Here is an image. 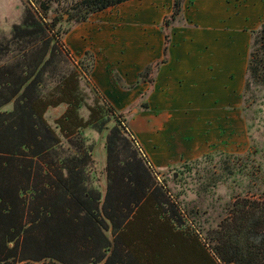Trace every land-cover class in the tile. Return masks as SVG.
Here are the masks:
<instances>
[{"label": "trees", "instance_id": "obj_1", "mask_svg": "<svg viewBox=\"0 0 264 264\" xmlns=\"http://www.w3.org/2000/svg\"><path fill=\"white\" fill-rule=\"evenodd\" d=\"M125 1L25 0L21 21L0 38V264H264V202L236 203L232 217L208 232L210 241L203 238L159 180L125 114L97 96L88 102L83 82L94 57L87 51L72 64L63 37ZM184 2L174 0L162 23L165 57L146 66L140 82L155 81ZM62 12L71 22L65 30ZM263 97L264 23L252 31L244 107ZM60 104L66 109L56 124L67 147L45 116ZM88 127L106 132L104 192L92 184L94 151L81 137Z\"/></svg>", "mask_w": 264, "mask_h": 264}, {"label": "crops", "instance_id": "obj_2", "mask_svg": "<svg viewBox=\"0 0 264 264\" xmlns=\"http://www.w3.org/2000/svg\"><path fill=\"white\" fill-rule=\"evenodd\" d=\"M173 4L127 0L63 37L77 59L94 54L89 84L129 114V130L159 173L212 152L247 148L243 91L252 31L264 23V0H185L166 61L152 84L140 82L146 66L165 57L162 23Z\"/></svg>", "mask_w": 264, "mask_h": 264}, {"label": "rangeland", "instance_id": "obj_3", "mask_svg": "<svg viewBox=\"0 0 264 264\" xmlns=\"http://www.w3.org/2000/svg\"><path fill=\"white\" fill-rule=\"evenodd\" d=\"M24 7L25 0H0V38L10 36L12 26L22 19ZM61 16L59 27L65 30L71 22H67L68 14L62 12ZM92 55L94 57L93 53ZM72 56L75 59V62L71 60L72 64L78 65L79 60L86 55L80 59ZM94 66L95 57L93 68ZM83 86L90 96L88 102H92L94 96L99 97L102 103L106 101L92 85L83 82ZM258 102L253 107L243 108L249 133V142L244 152L233 155L212 152L200 159L158 172L159 180L167 186L187 214L188 225L200 232L205 239H208L209 231L217 229L223 220L232 217L233 210H237L236 203L264 202V97ZM12 107L13 104L10 103L4 109L10 110ZM65 109L66 104L50 107L45 116L62 138L63 146L67 147V139L56 124L57 118ZM80 113L86 119L89 116L86 107ZM127 115L129 114H125ZM105 134L106 132H99L92 127L81 132L86 144L93 147L96 160L91 172L92 184L103 192L106 187L103 174L106 160Z\"/></svg>", "mask_w": 264, "mask_h": 264}]
</instances>
